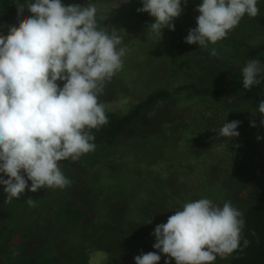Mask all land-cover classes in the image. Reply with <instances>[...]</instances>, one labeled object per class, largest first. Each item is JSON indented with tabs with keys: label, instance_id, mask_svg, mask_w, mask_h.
Segmentation results:
<instances>
[{
	"label": "rangeland",
	"instance_id": "1",
	"mask_svg": "<svg viewBox=\"0 0 264 264\" xmlns=\"http://www.w3.org/2000/svg\"><path fill=\"white\" fill-rule=\"evenodd\" d=\"M257 1L259 14L254 18L245 14L229 32L238 44L254 45L264 38V0ZM61 3L85 7L94 3L98 29L123 37L118 46L127 47L123 66L105 80L103 92L98 94L105 111L122 116L153 91L179 90L157 102L145 113L146 119H138L110 148L96 146L76 161L58 162L70 184L63 189L39 190L48 196L46 212L30 205L20 210L1 205L0 229L10 238L0 245V264H17L19 249L12 248L10 240L14 246L20 245L21 240L13 238L22 232H32L36 241L48 243L50 250L60 246L61 263L70 257L67 264H135L134 257L142 252H157L159 264H165L164 254L153 248L151 233L184 203L208 198L222 206L231 201L244 217L257 185L243 184V167L261 162L264 136L250 126L255 114L247 101H214L184 87L212 86L224 77L232 60L245 58L241 46L228 44L229 39L210 43L208 50L185 43L188 30L197 26L196 7L202 0H187L186 6L182 0L175 30L165 28L161 36L147 29L154 22L152 17L148 23H137L126 8L115 4L90 0ZM212 48L218 52L216 57L210 55ZM233 120L241 121L240 135L231 140L220 137L222 125ZM28 185L30 188L31 181ZM88 193L95 208L92 221L56 229L48 211L70 201L82 206ZM151 218V224H144ZM108 230L113 234L106 235ZM231 257L217 256L213 264H228Z\"/></svg>",
	"mask_w": 264,
	"mask_h": 264
},
{
	"label": "clouds",
	"instance_id": "2",
	"mask_svg": "<svg viewBox=\"0 0 264 264\" xmlns=\"http://www.w3.org/2000/svg\"><path fill=\"white\" fill-rule=\"evenodd\" d=\"M181 3L142 0L137 12L148 13L154 22L147 29L161 36L165 28L175 30ZM183 3L186 6L187 0ZM16 7L18 18L25 9L30 15L9 26L7 35L0 34V184L7 194L5 203L18 199L26 188L35 193L70 184L58 162L76 161L95 150L91 130L109 123L98 94L105 80L122 68L127 52L126 46L118 47L123 37L98 29L94 3L85 7L34 0ZM196 11L197 26L188 30L185 43L203 50L224 39L245 14H259L257 0H202ZM210 55L216 57L217 50L212 48ZM260 74V61L249 60L242 69L243 87L260 85ZM258 111L264 116V101ZM240 123L225 122L219 136L238 137ZM26 202L35 203L31 197ZM151 223L152 218L144 222ZM244 223L243 213L231 201L220 206L208 198L192 200L156 225L153 248L164 254L165 264H213L217 256L226 258L240 247ZM243 243L247 247L249 241ZM134 260L159 264L161 255L142 252Z\"/></svg>",
	"mask_w": 264,
	"mask_h": 264
},
{
	"label": "trees",
	"instance_id": "3",
	"mask_svg": "<svg viewBox=\"0 0 264 264\" xmlns=\"http://www.w3.org/2000/svg\"><path fill=\"white\" fill-rule=\"evenodd\" d=\"M90 1L95 3L99 2L103 5L115 4L116 6L124 7L126 8L124 10L129 12L137 23H148L151 19L148 13L137 12V8L142 7V0ZM32 2H34V0H0V34L7 35L9 26H18L20 20L30 15L29 11L25 9L23 14L18 18L16 4L27 5ZM224 39H229L228 44H237L241 46V49L245 52V58L237 57L239 59L232 60L231 63L225 67L226 70L223 72L224 77L212 86L202 84L200 86L185 85L184 87H191L195 90L194 92H196V94L214 101L219 99H242L247 101L254 109L255 116L253 121L256 125L254 129L264 136V124L261 123V118H264V116L258 111L259 102L264 101V38L260 42L249 46L246 44H238V41L231 33H228ZM252 59L260 61L261 74L258 76V79H261V84L253 86L251 89H245L243 87L242 69L247 62ZM57 83L61 87L63 86V82L58 81ZM178 90L177 88L173 91H169L168 89L153 91L148 97L135 104L133 109L122 116L105 111L109 123L98 129L91 130V134L95 136V140L92 142L95 143L96 146L107 148L115 145L126 132L131 130L132 125L138 119H146L145 113L157 102L169 98ZM260 156L261 162L256 167H251L250 165L244 166L245 168L243 167L245 170L243 179L246 180L243 184L246 185L247 182H255L257 189L253 192L255 196L244 212L243 219L245 223L241 232L240 247L232 253V257L228 264H264V149ZM225 183L229 185L228 181H225ZM44 189H46V187ZM87 195L88 197L85 199L82 206H78L76 202L70 201L66 205L55 207L50 213L48 211L47 217L56 225L54 226L56 229H59L60 225H65V227H67L69 224H77L76 226L81 227V222L86 224L92 221L95 208L92 204V197H90L91 193ZM6 196L4 185L0 184V206L7 204L14 210H20L29 205L26 200L31 197L35 202L32 207L35 209L37 208L39 212H46L44 209L48 196L40 191L36 194L29 190H25L18 199L14 198L9 203H5ZM85 224H83V226ZM112 234L113 232L110 230L106 231V235L110 236ZM37 235L40 237V233ZM8 236L10 238L8 232L0 229V237H2L0 245H4L3 239L7 240ZM16 238L17 240H21L22 244L14 246L13 241L10 240V245L12 248L19 249V253L17 254L18 257L16 256L18 259L17 264L69 263L70 257H64L63 260H61L62 263L60 262L59 258L61 254H63L60 246H55L53 250H50L48 248V243L39 244V242L36 241L37 236L34 237L32 232H22L14 237V240ZM245 239L249 241L247 247H244L243 242ZM82 255H85V253H82Z\"/></svg>",
	"mask_w": 264,
	"mask_h": 264
},
{
	"label": "crops",
	"instance_id": "4",
	"mask_svg": "<svg viewBox=\"0 0 264 264\" xmlns=\"http://www.w3.org/2000/svg\"><path fill=\"white\" fill-rule=\"evenodd\" d=\"M14 239V238H13ZM15 240H17V239H15ZM22 244V243H21Z\"/></svg>",
	"mask_w": 264,
	"mask_h": 264
}]
</instances>
